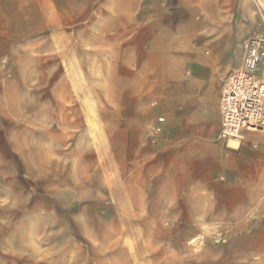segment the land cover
Returning a JSON list of instances; mask_svg holds the SVG:
<instances>
[{"label": "rangeland", "instance_id": "rangeland-1", "mask_svg": "<svg viewBox=\"0 0 264 264\" xmlns=\"http://www.w3.org/2000/svg\"><path fill=\"white\" fill-rule=\"evenodd\" d=\"M126 10L142 25L128 68L118 35L92 43L100 23L113 33L115 24L88 20V12ZM250 37L264 39V0L0 4V264H264L263 226L237 228L205 209L203 183L226 182L223 173L202 172L199 187V178H151L145 169L167 154L169 114L190 128L178 151L256 143L260 136L243 135L238 149L227 147L212 98L179 96L193 59L211 55L215 86L206 92L217 114ZM196 189L201 209L181 211Z\"/></svg>", "mask_w": 264, "mask_h": 264}, {"label": "crops", "instance_id": "crops-1", "mask_svg": "<svg viewBox=\"0 0 264 264\" xmlns=\"http://www.w3.org/2000/svg\"><path fill=\"white\" fill-rule=\"evenodd\" d=\"M110 0H0V4H54L58 9L60 5L64 4H103L109 3ZM113 2V1H112ZM114 3L117 4H139L140 0H114ZM96 13L88 12V20L98 19L100 21H111L115 24V32H110L108 27L109 23L102 22L98 30V34L93 35L92 43L101 42L104 43V38L108 35H118L117 45L120 46V57L123 62L124 68H128V60L136 59V53L139 51L141 43V15L135 10H126L113 12L111 14L102 12L99 18L96 16ZM96 16V17H95ZM150 19V18H149ZM153 28V27H152ZM158 29V27L156 26ZM154 28V30L156 29ZM147 30H151V27H147ZM156 29V30H157ZM179 31V30H177ZM108 42V39H106ZM151 43V40L149 41ZM147 53V59L145 66L142 67L143 74L145 71H150L151 59ZM215 57V56H214ZM213 57L203 55L198 56L193 59L191 64V75L186 78L181 84V93L180 99L187 100L188 102L195 98L196 103L204 105V98L206 95L212 98V110L214 115H218L219 124L216 133L218 134L219 125H220V112L216 114L217 109V100L215 99L213 93L209 94L206 92V89H214V79H211L213 74ZM172 67V66H171ZM170 67V68H171ZM162 68V67H161ZM164 68V67H163ZM172 68H175L174 66ZM220 93V91H219ZM154 95L151 93L148 95V99H152ZM220 96H218L219 98ZM219 100V99H218ZM219 102V101H218ZM190 103V102H189ZM219 109V108H218ZM170 116L167 118L169 124L165 128L169 129V132L172 133L163 140L161 145L163 150L167 151V154H157L154 158V155H147L145 158H154V161L151 160L148 162L146 171L149 173V177L158 178L159 176L168 177L175 176L177 173H181V176L189 175L190 179L197 180L198 186H202L199 182L203 176L202 172L206 179L207 174L212 175V173H223L222 179L228 178L226 182L218 183L211 182L208 183V180H205L203 183L204 188L208 190L201 195L196 189V194L191 193L190 196H194L195 199H189L187 204L182 205L181 211L192 214L193 212L199 211L200 204L197 202L198 196H204L206 199L205 209L209 212H213V219L216 221L230 222L233 221L236 224L237 228H243L248 226H263L264 227V134L257 133H246V136H260L257 137L256 143L252 146H243L239 147V142L236 147H230L227 144V147L232 149H239L238 151H227L225 147L218 146L216 147V153L211 155V152L202 155L200 148H197L195 145L193 148L184 150H176L178 147L176 142L178 141V136L180 133H187L189 131V125L183 124V119L176 116ZM176 116V118H175ZM176 119V122L174 121ZM173 121V122H172ZM263 136V137H262ZM160 147V146H159ZM182 147V146H181ZM204 150V149H203ZM165 155L174 157L171 162H164L161 158ZM203 166V168H202ZM160 173V174H159ZM220 177V176H219ZM166 196L169 195L167 192ZM168 199L166 198V201ZM166 210H173L172 205ZM208 206H210L208 208ZM245 213H247L245 215ZM249 214V215H248ZM188 219H191V216H187Z\"/></svg>", "mask_w": 264, "mask_h": 264}, {"label": "built area", "instance_id": "built-area-1", "mask_svg": "<svg viewBox=\"0 0 264 264\" xmlns=\"http://www.w3.org/2000/svg\"><path fill=\"white\" fill-rule=\"evenodd\" d=\"M242 45V63L227 74L221 88L220 140L264 133V39L250 37ZM213 240L218 243L220 235L215 234Z\"/></svg>", "mask_w": 264, "mask_h": 264}, {"label": "bare ground", "instance_id": "bare-ground-1", "mask_svg": "<svg viewBox=\"0 0 264 264\" xmlns=\"http://www.w3.org/2000/svg\"><path fill=\"white\" fill-rule=\"evenodd\" d=\"M239 142V144H240V141H239V139L237 138V137H235V138H230V139H228L227 140V144H228V146H230V147H236L237 145H238V142Z\"/></svg>", "mask_w": 264, "mask_h": 264}]
</instances>
